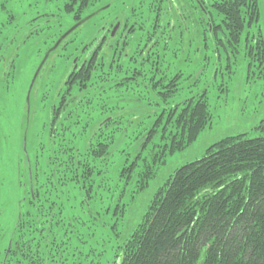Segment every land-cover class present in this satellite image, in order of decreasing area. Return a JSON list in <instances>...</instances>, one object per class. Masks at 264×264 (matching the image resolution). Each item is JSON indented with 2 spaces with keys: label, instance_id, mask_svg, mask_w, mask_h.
<instances>
[{
  "label": "rangeland",
  "instance_id": "374dc122",
  "mask_svg": "<svg viewBox=\"0 0 264 264\" xmlns=\"http://www.w3.org/2000/svg\"><path fill=\"white\" fill-rule=\"evenodd\" d=\"M68 1L0 0V206L6 205L4 217L13 213L23 189L25 154L34 167L47 156L49 112L51 107L56 110L59 93L71 79L73 57L77 56L79 63L84 55L81 48L105 38L103 52L118 49V55L124 49L120 58L131 61L137 50H144L143 56L134 60L137 69L127 62L120 64L128 78L134 72L142 74L137 76L139 85L135 87L134 81L127 78L125 82L135 88L109 91V116L107 111L101 114L95 110L92 119L82 120L90 122L87 134L103 127L102 123L110 118L115 121L108 129L102 128L100 138H111L112 143L105 158L95 161L99 174L93 176L91 196L78 182H68L63 187V238L76 250L103 248L105 260L110 261L175 169L202 157L210 145L226 136L261 135L256 126L264 121V0H257L259 18L243 31L240 42L228 41V47L223 49L203 34L204 24L195 20L200 12L193 0H95L82 14L88 19L74 30L71 39L50 50L56 38L78 18L75 11L64 9ZM214 1L204 0L217 19L208 5ZM113 22H119L120 29L111 35L108 31ZM149 50L154 55L147 56ZM105 63L106 71L113 72L108 59ZM178 72V91L168 101L159 96L156 88L140 86L142 81L152 85L158 78H170ZM204 90L210 123L187 147L168 155L147 186L136 191L135 183H128L119 172L137 152H147L148 147L140 149L143 134L163 108ZM76 144L80 151L84 149L82 139ZM34 176L38 190L43 192L40 184L44 182L52 197L51 186L46 183L49 178L43 181L38 173ZM38 200L35 204L42 205L40 196ZM120 204L124 212L115 213ZM32 206L31 202L26 211H31ZM44 206L48 211L52 208L49 202Z\"/></svg>",
  "mask_w": 264,
  "mask_h": 264
},
{
  "label": "trees",
  "instance_id": "16d2710c",
  "mask_svg": "<svg viewBox=\"0 0 264 264\" xmlns=\"http://www.w3.org/2000/svg\"><path fill=\"white\" fill-rule=\"evenodd\" d=\"M94 2L69 0L64 9L75 11L76 20H80ZM193 2L200 12L195 20L204 24L203 34L217 48H227L228 41L239 43L243 31L259 18L257 0H216L208 5L217 19L204 0ZM104 42L105 38L86 53L92 57L80 69L78 64L73 66L70 81L59 93L57 108L51 111L48 154L44 159L49 163L46 183L53 196L47 189L42 205L35 204L38 199L33 200L34 207L25 220L19 221L14 264H264V121L256 126L261 135L226 136L210 145L202 157L175 169L153 195L129 236L117 246L112 260H105L103 248L76 250L63 238L64 185L78 182L90 197L93 176L99 174L95 161L105 158L112 143L111 138H100L102 128L108 129L115 122L112 118L89 134L90 122L82 120L92 119L95 110L101 114L107 111L109 116V91L133 89L139 85L137 76L142 75L134 72L135 76L128 78L120 66L127 62L137 69L134 60L142 57L144 50H137L131 61L120 58L124 49L118 55V49L103 52ZM261 51L264 54V49ZM146 55L154 53L149 50ZM107 59L113 72L103 67ZM180 75L178 72L170 78L160 77L156 83L151 78L154 84L146 80L140 86L156 88L159 96L168 101L178 91ZM127 78L134 81L135 87L125 82ZM210 121L205 90L163 108L143 134L140 149L148 147L147 152H137L119 175L128 183L133 181L136 191L143 190L166 157L187 147ZM79 139L85 143L82 151L77 148ZM48 202L52 206L49 211L44 206ZM124 210L120 204L115 213L122 214Z\"/></svg>",
  "mask_w": 264,
  "mask_h": 264
},
{
  "label": "flooded vegetation",
  "instance_id": "af4514ba",
  "mask_svg": "<svg viewBox=\"0 0 264 264\" xmlns=\"http://www.w3.org/2000/svg\"><path fill=\"white\" fill-rule=\"evenodd\" d=\"M86 17H89V16H86ZM86 17L83 16L80 20H82ZM86 19H88V18H86ZM80 20H76L75 23H77ZM116 23L117 24H115L113 22L110 24L108 32H110V31L112 32V30L116 27L112 35L116 34L120 29L119 22H116ZM75 29H73L68 35H66L64 38H62L60 40V42H58L57 45H55L56 42L58 41V39H60V37L62 36V33H61L56 38V40L54 42V46L52 48L56 49L61 44L68 42L71 39L69 36L74 32ZM96 44H97V42L95 40L92 42V44H90V46H86L88 44H85L84 49L81 48L82 51H84V55L80 56V62L78 63V57L74 56L73 58H75V60L73 61L70 69L72 70L73 66L78 64L79 65V67L77 68V70H78V69H80V66H82V64H86V61L90 60L89 57H92V55H86V53L88 51H92ZM52 48L50 50H53ZM85 51H86V53H85ZM46 58L47 57H45V60H46ZM45 60H44V62H45ZM57 105H58V103H56L55 106L57 107ZM51 111H53L52 107H51L50 112H49L47 130L50 128L49 124H50ZM48 164L49 163L45 159H42L41 164L36 165L34 167L31 164L29 156L27 154H25L24 171H23V174L20 173L23 176V180H24L23 183H21V186L23 187V189L21 191L20 197L17 199V201L15 203L13 213H10L8 215V217L7 216L4 217L5 212H4L3 206H6V205L3 204L1 201L2 205L0 206V264H14L15 263V258H16V253H17V250H16L17 245L16 244H17V234H18L19 221L21 220V218L25 220L27 213H28V211H26V208H27V206L31 205V202L33 200L38 199V196H40L41 199L44 200L45 196L47 195V188L44 185V182H43V185L40 184V187L43 190V192H40L39 190H37L36 177L34 176V174L37 175V173H38L41 177L44 178L43 181H46ZM40 203H41V200H40Z\"/></svg>",
  "mask_w": 264,
  "mask_h": 264
},
{
  "label": "water",
  "instance_id": "95a60500",
  "mask_svg": "<svg viewBox=\"0 0 264 264\" xmlns=\"http://www.w3.org/2000/svg\"><path fill=\"white\" fill-rule=\"evenodd\" d=\"M86 18H88V17H86ZM86 18H84V19L78 21V22L75 23L73 26H71L70 29H68L67 31H65V32L62 34V36L60 37V39H58V41L56 42L55 45H57L58 42H60V40H61L62 38H64L66 35H68V34H69L73 29H75L80 23H82L83 20H86ZM115 28H116V27H115ZM115 28L112 30L111 35L113 34ZM52 49H53V48H52ZM43 62H44V60L41 62L40 66L38 67V69H37V71H36V73L39 71V69H40V67L42 66ZM34 77H35V76H34Z\"/></svg>",
  "mask_w": 264,
  "mask_h": 264
}]
</instances>
